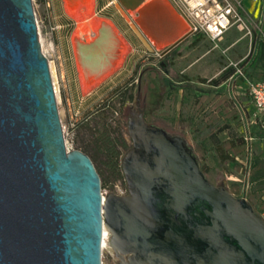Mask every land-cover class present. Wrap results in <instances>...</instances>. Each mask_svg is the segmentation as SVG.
I'll list each match as a JSON object with an SVG mask.
<instances>
[{"label":"water","instance_id":"obj_1","mask_svg":"<svg viewBox=\"0 0 264 264\" xmlns=\"http://www.w3.org/2000/svg\"><path fill=\"white\" fill-rule=\"evenodd\" d=\"M118 1L136 11L151 51L149 37L167 43L165 55L190 34L164 0ZM74 47L91 85L117 67L123 44L100 19ZM122 118L128 193L105 199L91 156L66 149L33 1L0 0V264H103L105 232L119 264H264V217L251 201L208 179L186 137L143 111Z\"/></svg>","mask_w":264,"mask_h":264},{"label":"rangeland","instance_id":"obj_2","mask_svg":"<svg viewBox=\"0 0 264 264\" xmlns=\"http://www.w3.org/2000/svg\"><path fill=\"white\" fill-rule=\"evenodd\" d=\"M32 1L63 127L69 130L73 147L93 157L102 175L105 199L111 192L126 190V181L119 177V165L117 169L109 165V157L102 151L101 133L109 130L114 138H124L126 146H119L116 158L121 164L132 146L122 117L144 108L149 123L187 138L208 179L226 186L236 196L247 197L264 217V130L251 121L253 111L237 94H230L226 85L217 87L223 80L209 79V75L189 79L187 73H180L201 51L189 53L178 62L175 56L162 54L166 46L151 51L133 28L135 17L117 8L118 0H92L94 17L108 20L123 44L119 65L92 88L81 77L73 37L87 40L76 35L78 25L65 0ZM164 2L172 6L169 0ZM175 13L190 32L185 18ZM107 241L103 264H119Z\"/></svg>","mask_w":264,"mask_h":264},{"label":"crops","instance_id":"obj_3","mask_svg":"<svg viewBox=\"0 0 264 264\" xmlns=\"http://www.w3.org/2000/svg\"><path fill=\"white\" fill-rule=\"evenodd\" d=\"M241 11L249 22L252 35L232 26L216 43L203 33H192L164 56H175L174 61L178 62L189 53L201 51L180 73H187L189 79L209 75V79L223 80L217 87L226 85L230 94H237L245 105H249L248 110H252L254 115L251 121L261 128L260 121L255 118L248 83L264 82V0H242ZM187 42V46L180 49ZM230 86L234 88L232 91ZM259 133L255 136H260Z\"/></svg>","mask_w":264,"mask_h":264},{"label":"built area","instance_id":"obj_4","mask_svg":"<svg viewBox=\"0 0 264 264\" xmlns=\"http://www.w3.org/2000/svg\"><path fill=\"white\" fill-rule=\"evenodd\" d=\"M169 1L186 19L191 33H203L217 43L232 25H237L240 30L245 31L246 35H252V29L241 11V0ZM238 72L241 73L240 70ZM248 85L249 95L255 106V118L260 121L261 128L264 130V82L250 81ZM63 129L66 149L74 150L70 143L69 130H65L64 127ZM115 193L124 195L126 190L119 189Z\"/></svg>","mask_w":264,"mask_h":264},{"label":"bare ground","instance_id":"obj_5","mask_svg":"<svg viewBox=\"0 0 264 264\" xmlns=\"http://www.w3.org/2000/svg\"><path fill=\"white\" fill-rule=\"evenodd\" d=\"M148 1H151V0H146L145 3L148 2ZM65 2H66V5H67L68 13L77 22L78 26H77V29L75 31L76 35H84L87 41H91L92 40V35H93L94 32H96L97 26H98L99 21H100V19H97V18L94 17L92 0H65ZM163 3L165 4L164 1H163ZM129 12L131 13V15L133 17L136 18V15H135L136 11L129 10ZM178 22H179V24H181L180 26H185V28H186V31H184L183 34L181 35V37H182V36H184L187 33L188 27L186 26V24H184L182 22L181 19ZM74 37H76V36H74ZM74 37H73V42H74ZM148 40L155 47H156V44H157V47H156L157 49H162L167 44L165 41L158 44L151 37H149ZM112 73H113V71H111L109 74L104 76L102 79H100V80L96 81L95 83L89 85V87L93 88L94 86L98 85L100 82L104 81L107 77H109ZM81 75H82V72H81ZM81 77H83V75ZM107 237H108V233L105 232L104 244H106Z\"/></svg>","mask_w":264,"mask_h":264},{"label":"trees","instance_id":"obj_6","mask_svg":"<svg viewBox=\"0 0 264 264\" xmlns=\"http://www.w3.org/2000/svg\"><path fill=\"white\" fill-rule=\"evenodd\" d=\"M100 139L102 140V151L104 153H106L109 157V162H110L109 165L112 166L114 169H117L116 166L119 165L120 166L119 177L122 178L124 176V174H123L124 172H123L121 164H119V162L117 161L116 158L119 156V150H118L119 146L120 145L126 146V142H125L124 138L123 137L114 138L111 135V132L108 130L106 132L101 133ZM84 152L87 153V151H84ZM87 154H89V153H87ZM91 158L93 159L92 156H91ZM93 161H94V159H93ZM94 163H95V161H94ZM98 171H99V169H98ZM99 173L101 175L100 171H99ZM101 178H102V175H101ZM125 186H126V183H125Z\"/></svg>","mask_w":264,"mask_h":264},{"label":"flooded vegetation","instance_id":"obj_7","mask_svg":"<svg viewBox=\"0 0 264 264\" xmlns=\"http://www.w3.org/2000/svg\"><path fill=\"white\" fill-rule=\"evenodd\" d=\"M134 111H136V110H133V111H131V113L132 112H134ZM139 111H143L144 112V117H145V109L144 108H140L138 111H136V112H139ZM131 113H130V115H131ZM145 119H146V117H145ZM147 122H148V120H146ZM149 123V122H148ZM151 124V123H150ZM128 193V189H127V185H126V194Z\"/></svg>","mask_w":264,"mask_h":264}]
</instances>
